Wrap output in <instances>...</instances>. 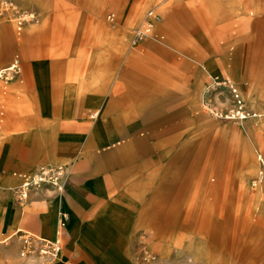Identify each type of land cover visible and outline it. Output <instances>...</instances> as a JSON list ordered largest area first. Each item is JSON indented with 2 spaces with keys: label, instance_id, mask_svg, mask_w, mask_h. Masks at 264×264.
I'll return each instance as SVG.
<instances>
[{
  "label": "rangeland",
  "instance_id": "obj_1",
  "mask_svg": "<svg viewBox=\"0 0 264 264\" xmlns=\"http://www.w3.org/2000/svg\"><path fill=\"white\" fill-rule=\"evenodd\" d=\"M42 3L26 6L23 0H0V26L7 29L6 33L0 31V69L18 61L15 68L0 77V113L6 109L5 82L22 78L19 72L26 60L23 38L28 28L37 31L67 27V35L71 36L85 20L86 35L107 28L124 39V56L151 62L157 72L163 69V63L170 62L173 69L164 67V71L174 79L187 77L199 83L198 94L190 91L187 115L174 120V125L180 126H174V130L180 133L174 131L170 152L158 166L157 176L169 177L171 183L162 187L158 180L151 189L141 190L139 205L130 214L126 231L129 244L117 247L118 256L111 261L264 264V26L254 30L256 21L264 20V0ZM162 8L173 10L177 29L170 32L161 25L155 31L162 39L148 37L138 44L141 51L129 50L133 31L146 13L152 11L159 18ZM25 13H31L35 21L23 23L17 31L14 19ZM188 16L195 18L196 29L187 24ZM232 21H236L234 28ZM157 48L170 51L167 59ZM50 56L67 57V53L51 52ZM212 78L225 79L237 89L249 113L246 119L209 113L215 109L227 115L234 104L228 86L211 89ZM209 150L216 151L215 162L204 170L203 160ZM57 167L67 171V167ZM9 234L0 233V264L45 263L36 254L37 242L32 244L35 253L24 257L21 252L25 236L18 232L2 242Z\"/></svg>",
  "mask_w": 264,
  "mask_h": 264
},
{
  "label": "crops",
  "instance_id": "obj_2",
  "mask_svg": "<svg viewBox=\"0 0 264 264\" xmlns=\"http://www.w3.org/2000/svg\"><path fill=\"white\" fill-rule=\"evenodd\" d=\"M172 12L160 9L155 28L176 30ZM192 19L187 24L196 29ZM84 22L71 36L67 27L27 29L22 78L5 82L6 109L0 113V233H10L2 242L18 232L58 239L61 258L51 264H116L111 258L129 244L126 231L141 190L158 180L162 187L171 183L157 176L158 166L170 152L174 131L180 133L174 120L187 115L190 91H199L198 81L164 71L173 69L170 62L157 72L151 62L124 56V39L107 28L86 35ZM262 26L258 20L254 30ZM128 49L142 50L131 41ZM157 50L166 59L170 54ZM17 64L2 67L0 76ZM215 152H204V170L214 164ZM43 165L67 167L63 192L38 191L18 206L14 187L20 181L11 174H30ZM61 214L67 215L63 227Z\"/></svg>",
  "mask_w": 264,
  "mask_h": 264
},
{
  "label": "built area",
  "instance_id": "obj_3",
  "mask_svg": "<svg viewBox=\"0 0 264 264\" xmlns=\"http://www.w3.org/2000/svg\"><path fill=\"white\" fill-rule=\"evenodd\" d=\"M108 19H110L108 17ZM158 20V17L153 14L152 11L146 13L145 18L137 25L134 29L131 45L135 46L142 42L144 39L148 37L158 36L155 33L154 23ZM28 21H35L33 15L31 13H25L24 15L19 14L14 19L15 28L17 31H20L23 23ZM229 81L225 80L220 81L217 78H212L211 89H217L222 85H226L229 87L231 91V96L233 98L234 104L233 107L228 110L227 115H223L215 111V109L210 110V114L214 116H224L226 118L236 117L239 120L246 119L249 113L246 112L243 108V99L237 89L231 85ZM95 114L91 115L94 117ZM12 177H16L19 179V184L15 187V202L18 206H24L31 198V195L42 190L49 191L54 195H60L64 190V182L67 176V173L64 168L57 167L53 165H43L38 167L33 173L30 174H16L12 173ZM60 226L63 227L64 223L67 220L66 214L60 215ZM22 237L25 236L23 251L21 252V256L32 255L35 253V250H32V244L37 242L38 245L36 254L43 260L44 264L53 263L58 254L61 252V245L58 239H54L52 241L40 239L38 237L32 236L27 233L20 232ZM27 235V236H26Z\"/></svg>",
  "mask_w": 264,
  "mask_h": 264
},
{
  "label": "bare ground",
  "instance_id": "obj_4",
  "mask_svg": "<svg viewBox=\"0 0 264 264\" xmlns=\"http://www.w3.org/2000/svg\"><path fill=\"white\" fill-rule=\"evenodd\" d=\"M11 70H12V69L9 68V69H7L6 71H4L3 73L9 72V71H11ZM3 73H2V74H3ZM2 74H1V76H2ZM1 76H0V77H1ZM248 116H249V115H248ZM60 258H61V253L58 254L57 259H56L55 261L59 260Z\"/></svg>",
  "mask_w": 264,
  "mask_h": 264
}]
</instances>
